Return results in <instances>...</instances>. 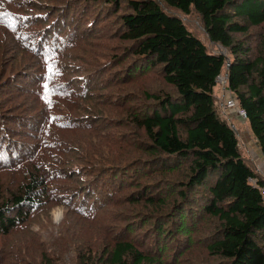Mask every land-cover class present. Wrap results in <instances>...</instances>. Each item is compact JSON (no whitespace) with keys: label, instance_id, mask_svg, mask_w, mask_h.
<instances>
[{"label":"trees","instance_id":"16d2710c","mask_svg":"<svg viewBox=\"0 0 264 264\" xmlns=\"http://www.w3.org/2000/svg\"><path fill=\"white\" fill-rule=\"evenodd\" d=\"M91 36L108 44L88 69ZM0 54V238L55 190L103 219L74 264H264V175L214 92L226 71L264 156V0H0ZM44 249L1 245L0 264H62Z\"/></svg>","mask_w":264,"mask_h":264},{"label":"rangeland","instance_id":"374dc122","mask_svg":"<svg viewBox=\"0 0 264 264\" xmlns=\"http://www.w3.org/2000/svg\"><path fill=\"white\" fill-rule=\"evenodd\" d=\"M181 14V13H179ZM185 22L188 27L202 36L207 42L209 48L214 52H225L227 51L223 48L222 45L216 44L208 40L207 35L204 31V28L201 24L200 18L196 12H192L189 15H183ZM4 39V37H3ZM80 39V38H79ZM107 41L103 40L102 37L94 39L92 36L89 37V40L81 41L80 46L77 48L76 53L81 57L79 60L80 63H85L88 69H92L94 64H97L99 60H96V56L103 57V54L106 51ZM1 55V54H0ZM26 52L20 49V51L13 52V56L18 58L19 61H22V58L26 57ZM222 78L218 80V86L215 87L216 95L218 96V101L221 105V102L226 101L231 97H235L230 90L227 89V72L223 71L221 74ZM77 87H81V84H78ZM34 100L37 98L34 96ZM222 109V106H221ZM222 113L228 118V120L233 124L237 129V133L240 137V146L243 152V155L248 160L250 165H257L261 175H264V156L260 153V148L258 142L250 130L247 120L240 117L235 109H222ZM74 138H79L78 143L82 145L88 152H93L92 149L99 146H102L98 138H93L88 136L86 130L74 131L71 134ZM70 155L72 153L66 154L64 157L66 159L65 167L70 160ZM78 160H74V165L77 164ZM57 170L61 171L59 167ZM62 181L60 185H62ZM65 188L64 186H61ZM56 197L47 205L45 211L38 215L32 216L27 220L29 227L27 229L18 230L13 232L11 235L0 238V246H4L10 250H17L21 255L26 257L28 260H34L37 257L39 245L44 247V250H47L51 254H55L58 257V260L62 264H74L76 261V244L71 239L72 235L78 230L83 228V233L92 236L96 231V226L101 225L103 219L100 215L91 216L94 217V221H91V224L87 223L85 216L77 214L74 210H70L68 205L65 202L67 193L64 194L63 198L60 191L51 190V195ZM91 219V220H93ZM75 226V227H74ZM98 233L94 236H97ZM40 255L37 257L38 261Z\"/></svg>","mask_w":264,"mask_h":264},{"label":"built area","instance_id":"2783aa9c","mask_svg":"<svg viewBox=\"0 0 264 264\" xmlns=\"http://www.w3.org/2000/svg\"><path fill=\"white\" fill-rule=\"evenodd\" d=\"M222 78L221 75H219L218 80ZM222 109H235L237 114L242 117L243 119L247 120V111L240 106L239 101L236 97H231L227 99L226 101L221 102ZM253 182H256V180L252 179ZM262 195L264 197V187L261 188Z\"/></svg>","mask_w":264,"mask_h":264},{"label":"water","instance_id":"95a60500","mask_svg":"<svg viewBox=\"0 0 264 264\" xmlns=\"http://www.w3.org/2000/svg\"><path fill=\"white\" fill-rule=\"evenodd\" d=\"M223 48H225L224 46H223ZM225 50L227 51V49L225 48ZM220 53H222V54H226L224 51L223 52H220Z\"/></svg>","mask_w":264,"mask_h":264},{"label":"crops","instance_id":"0c3cea01","mask_svg":"<svg viewBox=\"0 0 264 264\" xmlns=\"http://www.w3.org/2000/svg\"><path fill=\"white\" fill-rule=\"evenodd\" d=\"M261 153V152H260ZM262 162H264V161H262Z\"/></svg>","mask_w":264,"mask_h":264}]
</instances>
